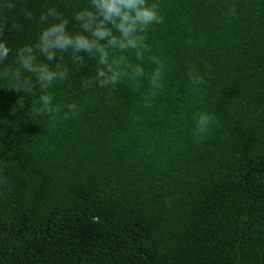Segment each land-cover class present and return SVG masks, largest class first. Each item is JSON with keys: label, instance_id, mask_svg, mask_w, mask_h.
Instances as JSON below:
<instances>
[{"label": "trees", "instance_id": "trees-1", "mask_svg": "<svg viewBox=\"0 0 264 264\" xmlns=\"http://www.w3.org/2000/svg\"><path fill=\"white\" fill-rule=\"evenodd\" d=\"M8 2L0 0V39L11 49L0 62V264H264V0H148L163 22L137 34L144 47L99 41L110 62L124 57L115 87L97 81L95 49H57L49 60L38 47L41 31L59 23L41 21L49 8L69 34L95 40L75 19L95 12L92 0ZM27 46L56 79L23 68L17 52ZM150 56L166 69L145 107ZM201 111L217 123L194 136Z\"/></svg>", "mask_w": 264, "mask_h": 264}, {"label": "clouds", "instance_id": "clouds-1", "mask_svg": "<svg viewBox=\"0 0 264 264\" xmlns=\"http://www.w3.org/2000/svg\"><path fill=\"white\" fill-rule=\"evenodd\" d=\"M7 7L13 10L15 7L14 0H9ZM92 8L95 9V12L84 9L76 14L75 19L82 22L84 30L90 32L95 40H90L83 34H69L66 31L67 21L61 17V14L55 8H49L45 14L41 15V21L53 17L55 20H59V23H52L41 31L38 47L41 52L47 55L49 60L53 59L57 49L65 51L72 48L75 51L83 50L90 53L95 49L98 63L103 65L97 72V81L103 87H115L124 74L121 70L124 57L121 56L119 60L114 59L110 62L108 49L99 41L107 38L108 46L120 50L144 47L137 34L146 31L150 25L162 23L163 17L156 5H150L148 0H92ZM231 11L235 13V8ZM25 14L31 18L30 11L26 10ZM108 24L115 27L116 31L120 33L119 37L113 35L112 28H109ZM14 27L18 29L19 25H14ZM188 43L190 44L191 41L189 40ZM10 51L8 41L0 39V62L8 58ZM32 51L33 49L30 46L18 50L17 56L23 68L27 71L38 72V78L42 82H52L57 78L58 73L50 70L46 65L37 66L34 63L35 58ZM137 56H142V53L138 51ZM149 59L155 65V68L149 77V83L153 91L145 97V107L151 106L150 101L156 94L155 90L162 88L161 81L166 69V65L158 57L150 56ZM132 72L137 78L145 75L144 68L139 64L132 67ZM189 78L194 84L200 82V77L196 73L190 74ZM41 100L45 105L52 103L49 96H44ZM54 111L59 112V109L57 108ZM78 111L77 105H67V112L71 116H75ZM69 116V114H65L64 119H68ZM193 119L195 123L194 136L208 133L212 126L217 123L215 115L207 111L196 113Z\"/></svg>", "mask_w": 264, "mask_h": 264}]
</instances>
